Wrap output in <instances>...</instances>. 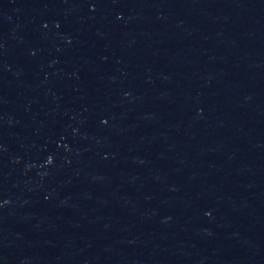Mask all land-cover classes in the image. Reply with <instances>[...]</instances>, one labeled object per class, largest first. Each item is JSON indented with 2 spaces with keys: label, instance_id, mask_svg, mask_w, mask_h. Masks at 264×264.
<instances>
[{
  "label": "water",
  "instance_id": "95a60500",
  "mask_svg": "<svg viewBox=\"0 0 264 264\" xmlns=\"http://www.w3.org/2000/svg\"><path fill=\"white\" fill-rule=\"evenodd\" d=\"M0 264H264V0H0Z\"/></svg>",
  "mask_w": 264,
  "mask_h": 264
}]
</instances>
